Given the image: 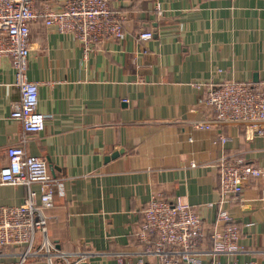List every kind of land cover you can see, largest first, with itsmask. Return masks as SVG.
<instances>
[{
  "label": "crops",
  "instance_id": "1",
  "mask_svg": "<svg viewBox=\"0 0 264 264\" xmlns=\"http://www.w3.org/2000/svg\"><path fill=\"white\" fill-rule=\"evenodd\" d=\"M64 1L34 5L57 10ZM111 6L125 16L123 35L95 48L70 32L30 23L27 78L38 85L37 110L49 115L38 133L10 118L19 90L10 61L0 58V169L7 148L23 144L63 179L64 195L45 211L47 236L58 249L89 251L82 264L146 260L136 232L152 196L181 199L213 224L220 157L264 171L263 136L242 125L197 126L213 112L198 102L196 87L244 81L264 88V0H113ZM218 135L227 140L216 142ZM25 196L24 185L0 183V205H18ZM224 207L239 227L240 251L219 260L264 264V175L248 178L241 199ZM15 258L0 253V263ZM25 264L46 262L30 256Z\"/></svg>",
  "mask_w": 264,
  "mask_h": 264
},
{
  "label": "built area",
  "instance_id": "2",
  "mask_svg": "<svg viewBox=\"0 0 264 264\" xmlns=\"http://www.w3.org/2000/svg\"><path fill=\"white\" fill-rule=\"evenodd\" d=\"M113 0H65L60 9L43 6L34 0H0V58L8 59L14 71V85L19 99L10 118L19 121L27 133H38L48 116L37 110L38 85L27 78L29 29L33 21L70 32L77 42L90 47L123 35L125 16L115 11ZM139 37H143L142 34ZM198 102L213 114L197 124L208 128L212 123L242 125L253 135L264 137V88L244 81H211L196 85ZM227 138L217 136L218 143ZM7 163L0 169V183L24 185L26 196L18 205H0V253L16 256L0 264H25L30 256L43 257L46 264H82L89 251L58 249L48 238L45 211L55 206V197L64 195V183L52 176L46 161L25 151L23 144L10 145ZM219 173V208L213 224L207 225L194 205L181 199L152 196L142 209V222L136 236L144 245L136 261L117 264H260L255 260L220 261V255L240 251L239 227L224 203L241 199L248 178H260L264 171L241 159L223 156L217 161ZM38 185V191L32 185ZM37 235H39L37 239ZM210 244V247L206 245Z\"/></svg>",
  "mask_w": 264,
  "mask_h": 264
},
{
  "label": "water",
  "instance_id": "3",
  "mask_svg": "<svg viewBox=\"0 0 264 264\" xmlns=\"http://www.w3.org/2000/svg\"><path fill=\"white\" fill-rule=\"evenodd\" d=\"M115 155H116V153L113 156H115Z\"/></svg>",
  "mask_w": 264,
  "mask_h": 264
}]
</instances>
